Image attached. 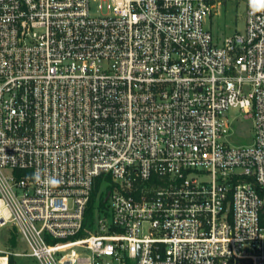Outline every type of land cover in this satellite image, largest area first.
Segmentation results:
<instances>
[{"label":"built area","instance_id":"1","mask_svg":"<svg viewBox=\"0 0 264 264\" xmlns=\"http://www.w3.org/2000/svg\"><path fill=\"white\" fill-rule=\"evenodd\" d=\"M232 1L246 5L245 32L216 42L206 20ZM237 113L252 121L251 145H234ZM99 180L111 188L86 222ZM9 224L28 251L0 244V264H264V11L0 0Z\"/></svg>","mask_w":264,"mask_h":264},{"label":"rangeland","instance_id":"2","mask_svg":"<svg viewBox=\"0 0 264 264\" xmlns=\"http://www.w3.org/2000/svg\"><path fill=\"white\" fill-rule=\"evenodd\" d=\"M99 4L94 5L93 13L106 15L108 13L107 10L105 7L99 10ZM205 28L212 33L216 42L223 41L225 38L232 37L238 33H244L246 28V5L238 1L227 2L219 9L217 14L206 20ZM235 116L239 120V126L238 133L234 137L236 139L234 145H251L253 143L252 121L245 120L240 113ZM147 229L148 225L146 224L145 234H147ZM0 244L11 251L20 253L28 251L24 238L12 224L0 228ZM11 262L12 264H38L34 259L21 255L16 256V259H11Z\"/></svg>","mask_w":264,"mask_h":264},{"label":"trees","instance_id":"3","mask_svg":"<svg viewBox=\"0 0 264 264\" xmlns=\"http://www.w3.org/2000/svg\"><path fill=\"white\" fill-rule=\"evenodd\" d=\"M110 188L111 187H109V186H103L102 183L100 182V180L98 181L96 188L94 190V193L92 195L90 204H89L86 222L91 221L93 219L95 209L97 208V206L99 207V206H103L105 204L104 192L106 190H109ZM12 262H11V264H12Z\"/></svg>","mask_w":264,"mask_h":264},{"label":"clouds","instance_id":"4","mask_svg":"<svg viewBox=\"0 0 264 264\" xmlns=\"http://www.w3.org/2000/svg\"><path fill=\"white\" fill-rule=\"evenodd\" d=\"M249 5L253 12H258V11H264V0H249ZM36 183H41V173L38 171L33 174L32 177ZM46 187L48 188H54L59 186L60 181L52 176L46 177L45 180L43 181Z\"/></svg>","mask_w":264,"mask_h":264},{"label":"bare ground","instance_id":"5","mask_svg":"<svg viewBox=\"0 0 264 264\" xmlns=\"http://www.w3.org/2000/svg\"><path fill=\"white\" fill-rule=\"evenodd\" d=\"M19 256V255H18Z\"/></svg>","mask_w":264,"mask_h":264}]
</instances>
